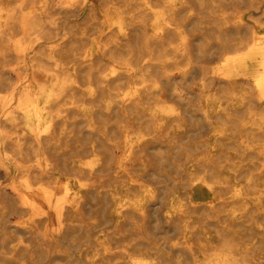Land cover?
I'll list each match as a JSON object with an SVG mask.
<instances>
[{
	"label": "bare ground",
	"instance_id": "obj_1",
	"mask_svg": "<svg viewBox=\"0 0 264 264\" xmlns=\"http://www.w3.org/2000/svg\"><path fill=\"white\" fill-rule=\"evenodd\" d=\"M155 1L0 0V263L264 264V0Z\"/></svg>",
	"mask_w": 264,
	"mask_h": 264
},
{
	"label": "rangeland",
	"instance_id": "obj_2",
	"mask_svg": "<svg viewBox=\"0 0 264 264\" xmlns=\"http://www.w3.org/2000/svg\"><path fill=\"white\" fill-rule=\"evenodd\" d=\"M35 1V2H34ZM38 0H26L23 8L24 9H30L31 6H33ZM105 1H102V3L100 4L101 7L104 5ZM11 3H15V0H11ZM34 3V4H33ZM165 0H159V1H155L154 2V6L157 8V9H160V8H165ZM104 7V6H103ZM197 8V11L199 13H205V17H204V20H208V19H211L210 16L206 15L207 12L209 13L212 9L211 8H201L199 5L196 6ZM90 13V8L88 7H85L83 8L80 12H68V13H64L66 15H64L63 13L62 14H59L57 15L59 18H60V21L59 23H62L66 25L67 23V26H70L72 24H77V26L75 27L77 31H80L81 29H85L88 31V33L91 35V34H97L98 31H99V25H98V19H94V20H89V16H86ZM101 11H98L97 15H101ZM73 14V15H72ZM69 15V16H68ZM218 14H215L214 16H217ZM71 16V17H70ZM83 16V17H82ZM66 17V18H65ZM82 17V18H81ZM142 19H143V22L145 24H148L151 22L152 20V16L151 14L149 13H145L143 14L142 16ZM210 17V18H209ZM71 18V19H69ZM81 18V19H80ZM74 19V20H73ZM66 20H70V21H67ZM76 20V21H75ZM78 20V21H77ZM87 21V22H86ZM86 22V23H85ZM91 25H90V24ZM93 24V25H92ZM98 26V27H97ZM206 26V30L205 31H202L199 33V35L203 34L204 36H206L207 39H204L203 40L206 42H213L215 40L216 37H222L221 36V31H216V30H211L210 28V25H205ZM80 27V28H79ZM90 30V31H89ZM20 30L17 29V35L20 34ZM172 42L174 44L177 43V39L172 37L171 38ZM210 40V41H209ZM199 44V43H197ZM172 46L169 47V49H172L171 48ZM206 47V46H205ZM207 48V47H206ZM219 50V48H212L211 52L209 54H206L205 56L208 57V56H212V54H214L215 52H217ZM14 77V76H12ZM26 79L24 78V80L22 79L21 82H25ZM1 90V89H0ZM170 103L174 104L175 102L174 101H171ZM175 160V159H174ZM174 160H161L159 162V165H158V169L161 170L162 173L165 174L164 177H162V179H164L165 181L163 182V184L165 185H168L170 182V179L172 177H175L177 176V174H179V163L178 161L175 160V163H174ZM150 180H153V179H150ZM152 184L153 185H156L157 182L156 181H152ZM172 189L174 190L172 184L170 187H167L166 190H165V194H166V198H165V202L168 200V197L169 196H172V195H175V191H172ZM224 195L226 196H229L231 194V192L229 190H225L223 191ZM194 197L196 200L198 201H201L203 200V197L202 195L200 194L199 190H196L194 191ZM168 209V204L165 203L163 205V208H161V214L162 216H164V213L166 212V210ZM91 211V212H90ZM86 217L92 219L94 216H96V212L94 209H91V210H86ZM90 213V214H89ZM94 215V216H93ZM198 217H201L204 215L203 212H198ZM11 216V217H10ZM10 216H8V219H9V224L11 225H17V221H23L24 219H26V217L28 216V214H26L25 216L21 217V218H17L15 215H12L10 214ZM92 216V217H91ZM99 216H101L99 214ZM15 217V218H14ZM153 217V218H152ZM154 219V220H153ZM15 220V221H14ZM12 221V222H11ZM154 221V222H153ZM15 222V223H14ZM156 222V223H155ZM149 225V227H148ZM7 227V226H6ZM147 227H148V230L150 232L151 235H153V239L156 238V241L158 240V242H161L164 247L162 249L166 250L167 253L169 254V251L166 249L168 248V246L170 244H174V243H178L181 241L182 237H181V233L178 232L176 229L174 230V228H169L167 223L164 222L163 218H161V220H158L155 218V216H151L150 217V220L147 224ZM195 229V228H194ZM153 231V232H152ZM196 243L197 244H200V239H198V237H196L195 239ZM1 247V246H0ZM9 247L10 245L7 247V251L9 250ZM91 248L88 249V246L85 247L86 249V252L85 253H82V251H77L78 253H80V261L81 263L80 264H88L90 262L89 258L87 257L88 254H93L95 253L97 250H99V246H96V245H92L90 246ZM88 253V254H87ZM12 254H9V256H11ZM100 255V254H99ZM85 258V260H84ZM184 258V262L185 264H193V257L190 255V254H186L183 256ZM87 262V263H86ZM13 264V263H10L8 262L7 260L4 261L3 263H0V264Z\"/></svg>",
	"mask_w": 264,
	"mask_h": 264
}]
</instances>
